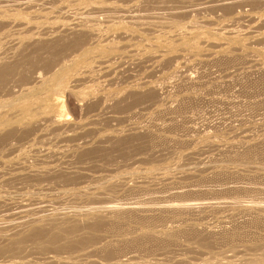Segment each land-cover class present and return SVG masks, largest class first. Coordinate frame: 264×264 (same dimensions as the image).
I'll use <instances>...</instances> for the list:
<instances>
[{
  "label": "rangeland",
  "instance_id": "rangeland-1",
  "mask_svg": "<svg viewBox=\"0 0 264 264\" xmlns=\"http://www.w3.org/2000/svg\"><path fill=\"white\" fill-rule=\"evenodd\" d=\"M26 1L0 4V264H264V0Z\"/></svg>",
  "mask_w": 264,
  "mask_h": 264
},
{
  "label": "bare ground",
  "instance_id": "bare-ground-1",
  "mask_svg": "<svg viewBox=\"0 0 264 264\" xmlns=\"http://www.w3.org/2000/svg\"><path fill=\"white\" fill-rule=\"evenodd\" d=\"M37 1H40V0H37ZM41 1H42V0H41ZM41 1H40V3H42ZM51 1H54V0H43V5H44V4H47V3H50ZM12 2H15V3H16L15 5H26V6H32L33 2L35 3V1H26V0H0V4H1V5H10ZM38 3H39V2H38ZM12 5H13V3H12ZM96 9H98V8H96ZM105 9H106V8H105ZM105 9H103V8L101 9V8H100V9H98V11H103V10H105ZM108 9H109V8H108ZM129 17L132 18L133 16H129ZM131 20H132V19H131ZM145 22H146V21H145ZM145 22H144V23H145ZM146 23H147V22H146ZM68 28H69V27H68ZM71 29H72V28H71ZM67 30H68V29H67ZM90 57H91V56H90ZM31 58H32V57H31ZM88 58H89V57H88ZM93 58H94V57H93ZM28 59H29V58H28ZM90 59H91V58H90ZM90 59H88V61H89ZM31 64H32V63H31ZM75 68H76V67H75ZM60 71H61V70H60ZM64 71H65V70H64ZM56 72H57V71H56ZM65 72H66V71H65ZM69 72H70V71H68V73H69ZM70 74H72V73H70ZM68 75H69V74H68ZM52 76H53V75H52ZM54 78H56V81H55V82L57 83V85H60V84L62 83V81H63V78H65V77H63V74H62V75H61V74H58V75L54 76L53 79H54ZM68 78H69V77H68ZM7 79H8V78H7ZM49 80H50V78H49ZM76 80H77V79H76ZM45 82H46V81H45ZM51 82H52V81H51ZM65 84H67V83H65ZM50 85H51V84H50ZM53 86H54V85H53ZM55 86H56V85H55ZM67 88H68V87H67ZM45 92H46V91H45ZM45 94H46V93H45ZM33 96H34V95H33ZM33 96H32V97H33ZM58 100H59V99H58ZM29 106H30V105H29ZM214 148H215V147H214ZM218 149H219V148H218ZM201 155H202V154H201ZM204 155H205V154H203L202 156L204 157ZM198 156H199V155H198ZM206 158H207V157H206ZM208 158H209V157H208ZM199 159H200V160H204V159H202L201 157H199ZM204 161H205V160H204ZM202 162H203V161H202ZM198 202H200V201H198ZM198 202H196L195 207H201V205H204L205 203H206V204L209 203V201H208V202H204V201H202V202H200V203H198ZM206 204H205V205H206ZM132 205H133V204H132ZM207 205H208V204H207ZM261 205H262V204H261ZM263 205H264V204H263ZM133 206H134V205H133ZM138 206H139V205H138ZM125 209H126V208H125ZM197 209H198V208H197ZM199 209H200V208H199ZM116 210H117V209H116ZM18 215H19V214H18ZM28 216H29V215H28ZM17 217H18V216H17ZM25 217H26V215L23 214V215H19L18 218H19L20 220L23 219V220H26V221H27V219H24ZM14 219H15V218H14ZM19 219H17V223H20V222H19ZM23 220H22V222H23ZM6 221H7V220H6ZM15 221H16V220H15ZM26 221H24V222H26ZM8 222H9V221H8ZM22 222L20 223L21 225H22ZM11 223H12V222H11ZM14 223H15V222H14ZM26 223H27V222H26ZM20 224H17V225H20ZM13 225H14V224H13ZM77 226H78V225H77ZM77 226H76V227H77ZM66 228H67V227H66ZM70 228H73V229H72V233L79 231V230H76V228H75V231H74V226H72V227L70 226ZM70 228H69V229H68V228L66 229L68 235L71 233V229H70ZM62 229H63V228H62ZM79 229H80V227H79ZM90 229H92V227H91ZM64 230H65V228H64ZM64 230H63V231H64ZM69 230H70V233H69ZM92 230H93V229H92ZM63 231H62V232H63ZM73 231H74V232H73ZM39 233H40V231L38 232V235H39L40 237H39V236H37V237L41 238V235H42L43 232L40 233L41 235H40ZM64 233H65V232H64ZM72 233H71V234H72ZM52 234H57V232H56V233H52ZM52 234H51V235H52ZM59 234H60V233H59ZM51 235H50V236H51ZM60 235L62 236V234H60ZM72 235H73V234H72ZM32 236H34V234H33ZM50 236H49L48 238H49V239L52 238V243L55 242V240H56V241L58 240V239L56 238L57 235H56V237H55V236H52L51 238H50ZM58 236H59V235H58ZM61 236H60V237H61ZM66 237H68V236H66ZM54 239H55V240H54ZM50 241H51V240H50ZM131 259H132V258H131ZM131 259H129V260H131ZM128 262H129V261H128ZM130 262H131V261H130ZM130 262H129V263H130ZM114 263H115V262H114ZM122 263H123V262H122ZM129 263H128V264H129ZM257 263H259V262H257ZM262 263H263V261H262ZM57 264H58V263H57Z\"/></svg>",
  "mask_w": 264,
  "mask_h": 264
}]
</instances>
